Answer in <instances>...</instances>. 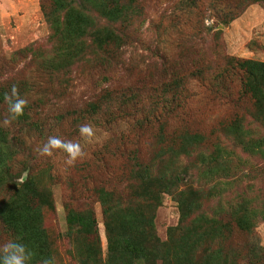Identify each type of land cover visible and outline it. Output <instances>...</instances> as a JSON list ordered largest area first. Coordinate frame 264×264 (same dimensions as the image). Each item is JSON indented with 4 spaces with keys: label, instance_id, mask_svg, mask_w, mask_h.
Instances as JSON below:
<instances>
[{
    "label": "rangeland",
    "instance_id": "1",
    "mask_svg": "<svg viewBox=\"0 0 264 264\" xmlns=\"http://www.w3.org/2000/svg\"><path fill=\"white\" fill-rule=\"evenodd\" d=\"M116 1L127 7L118 22L90 5L86 14L97 27L113 30L119 47H91L85 60L72 56L69 68L54 69L64 63V13L55 14L50 0H0V92L10 94L16 85L28 101L22 117L8 126V104L0 103V128L15 144L9 165L27 169L18 182L30 172L41 193L28 239L30 264H108L99 189L127 199L129 180L147 168L154 176L161 170L178 174L182 185L162 194L158 207L142 201L136 211L115 216L122 230L140 235L153 215L162 242L169 228L178 229L172 247L193 248L190 261L264 264V72H246L238 62L264 64L263 2ZM236 122L240 132L232 135ZM84 124L94 127V138L80 136ZM191 135L200 140H182ZM50 136L79 142L86 155L71 164L62 150L40 155ZM180 191L195 202L183 223ZM9 194L0 191L5 208ZM47 194L51 208L42 204ZM245 194L255 202L253 236L233 222L212 232L204 218L230 222L225 212ZM68 211L91 215L96 235L85 233L82 219L70 232ZM5 230L0 218V246L17 240Z\"/></svg>",
    "mask_w": 264,
    "mask_h": 264
},
{
    "label": "trees",
    "instance_id": "2",
    "mask_svg": "<svg viewBox=\"0 0 264 264\" xmlns=\"http://www.w3.org/2000/svg\"><path fill=\"white\" fill-rule=\"evenodd\" d=\"M54 6V13H64V27L60 30L61 44L64 49L60 51L59 58L63 60L54 67L69 68L66 62L72 56H79V60H85L87 50L95 47L97 51L104 50L105 47L113 44L119 47V39L115 36L113 30L107 27H97L94 20L86 14L90 5L97 10L100 15L105 17L110 23H115L122 20L125 16L127 7L120 5L116 0H50ZM261 1L264 7V0ZM113 3V4H112ZM112 4V6H110ZM56 21H54L55 23ZM57 24V22H56ZM58 25V24H57ZM90 37L91 45L86 44V38ZM66 48V49H65ZM26 53H32V48L25 50ZM244 64L245 71L251 73L254 68H258L264 72L263 63H254L251 61H238ZM254 73L256 71L254 70ZM257 88V87H255ZM250 90V89H249ZM257 89H253V92ZM7 93V92H6ZM257 94L262 95L261 91ZM5 94L0 92V103H4ZM22 116L18 117L21 118ZM241 124L234 123L231 130L232 135H238ZM235 132V133H234ZM240 132V131H239ZM7 133H4L0 128V191H7L9 194V206L0 205V218L4 225L5 231L17 237L21 243L28 246V239L33 230V220L37 216L39 207L41 205V193L33 182L31 173L27 177L18 182L22 175L27 171L26 167L14 171L9 165L14 154L12 153L13 146L10 139L7 138ZM199 141L198 136L191 135L190 137H182L186 141ZM183 144V143H182ZM262 145V144H260ZM244 149H248V145H244ZM183 147H180V154L182 155ZM135 158V156H134ZM14 172V173H13ZM224 174V168L221 171ZM167 170H161L158 175L154 176L150 169H144L134 173L132 179L129 180L128 195L123 199L122 197L114 198L113 193H107L104 189H99L102 196V212L104 216L105 237L108 249V264H198L197 261H190L188 254L192 251L191 247L185 249L181 248L175 250L172 247L171 240L173 234L178 231L177 228L168 229V240L162 242L156 235L154 216L147 218L144 222L141 234L132 235V233L122 230L113 220L115 216L119 217L126 212H134L137 210L135 204L142 201L152 203L156 207L161 205V195L171 194L177 191L182 185V177L178 174L174 176L168 175ZM133 180V184H132ZM132 184V185H131ZM185 192H177L178 208L180 210V223L186 221L188 211L194 208L195 202L188 197H183ZM191 194V192H190ZM186 195V194H185ZM112 199V200H111ZM235 203L229 206L227 216L231 217L230 222H223L220 219L204 218L207 224L214 229L223 227L229 228L234 223L236 229L248 236H253L255 228V208L252 207L254 202L253 197L240 196ZM45 207H52V198L50 195H45L42 201ZM91 214L88 212V215ZM229 214V215H228ZM30 219V222L28 220ZM77 219L83 220V227L85 233L91 236L96 235L94 229V221L92 216H80L74 212H67L66 220L68 229L73 231V226L76 225ZM93 224V225H92ZM221 226V227H220ZM35 231V230H34ZM33 231V232H34ZM213 253V252H212ZM219 254L222 251H218ZM192 256V255H191ZM193 258V257H192ZM196 260V259H195Z\"/></svg>",
    "mask_w": 264,
    "mask_h": 264
},
{
    "label": "clouds",
    "instance_id": "3",
    "mask_svg": "<svg viewBox=\"0 0 264 264\" xmlns=\"http://www.w3.org/2000/svg\"><path fill=\"white\" fill-rule=\"evenodd\" d=\"M4 99L8 104L9 116L4 119L5 126L24 114L28 101L19 94L18 87L13 85L11 92L5 93ZM79 134L86 139H92L95 136L94 127L90 124L81 125ZM55 150H62L67 154L68 163H74L77 159L86 155L79 142L66 141L58 136H50L39 149L42 156L51 157ZM34 253L23 243L18 240H10L0 246V264H30ZM42 264H53L51 259L43 260Z\"/></svg>",
    "mask_w": 264,
    "mask_h": 264
}]
</instances>
